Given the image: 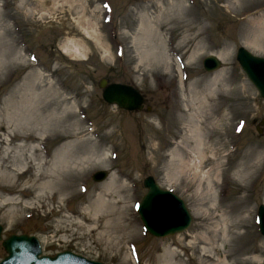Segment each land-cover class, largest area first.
Segmentation results:
<instances>
[{
  "label": "rangeland",
  "instance_id": "374dc122",
  "mask_svg": "<svg viewBox=\"0 0 264 264\" xmlns=\"http://www.w3.org/2000/svg\"><path fill=\"white\" fill-rule=\"evenodd\" d=\"M168 1L159 11L154 0H0L9 24L0 37V204L9 195L32 202L15 206L10 217L11 206H0L2 238L33 234L44 253L71 250L112 264H169L159 254L163 244L175 247V264L264 262L257 228V207L264 204V100L235 59L239 46L264 57V0H183L175 9ZM145 16L163 26L160 37L153 26L144 33ZM67 40L83 54H64ZM10 51L17 59L6 69ZM223 51L229 54L220 67L203 68L205 56ZM165 52L171 66L163 71ZM33 69L42 71L38 82ZM101 79L136 86L143 107L124 110L104 101ZM65 148L68 162L78 165L69 190L44 187L39 200L38 189L21 191L37 170L48 179ZM199 151L201 169H210L209 194L194 166L184 169ZM24 161L28 168L9 184L4 173L21 170ZM247 162L257 164L245 173ZM101 170L107 176L92 179ZM147 176L184 201L192 217L186 231L154 237L144 229L137 204ZM112 205L120 218L106 216ZM239 211L246 217L236 228ZM223 221L225 239L218 232ZM203 231L215 236L217 248L204 259L177 239ZM5 254L0 240V259Z\"/></svg>",
  "mask_w": 264,
  "mask_h": 264
},
{
  "label": "water",
  "instance_id": "95a60500",
  "mask_svg": "<svg viewBox=\"0 0 264 264\" xmlns=\"http://www.w3.org/2000/svg\"><path fill=\"white\" fill-rule=\"evenodd\" d=\"M236 60L264 100V57L254 55L240 46L236 52ZM203 65L205 70L213 71L220 67L221 61L218 56L211 54L204 58ZM99 86L102 87V98L110 104H116L119 108L126 110H139L143 107L144 98L138 88L120 83H107L106 79H101ZM260 124L264 126V118L261 119ZM258 132H261L259 128ZM106 176L107 172L101 170L93 174V179L101 181ZM154 181L152 176H147L142 182L146 192L138 205V214L145 228L149 234L156 237H165L184 231L192 220L184 201L174 192L161 188ZM257 208L258 228L264 235V204ZM154 216H157L163 227L153 228ZM1 230L2 226H0V240L2 239ZM1 244L6 255L0 260V264H108L89 260L68 250H63L54 256H40V244L34 235L11 234L2 239Z\"/></svg>",
  "mask_w": 264,
  "mask_h": 264
},
{
  "label": "bare ground",
  "instance_id": "6f19581e",
  "mask_svg": "<svg viewBox=\"0 0 264 264\" xmlns=\"http://www.w3.org/2000/svg\"><path fill=\"white\" fill-rule=\"evenodd\" d=\"M154 1H155V4L157 5L156 8L159 11H163L164 8H166L164 3H162L163 0H154ZM182 3H183V0H169L167 5L172 7L173 9H175L176 7L177 8H181ZM144 18H146V22H145V26L146 27H144V25L142 27L143 30H144V33H150L151 29H152L151 26H153V30L155 29L156 33H158V35L160 37V33L159 32H160V30L162 29L163 26H154L155 22L149 16H145ZM6 19H7V15H6V13L3 12V10H2V8L0 6V21H1V23H0V26H1L0 37H3V35H6L7 31H8L9 24H8V22H6ZM3 20L5 21V23H4ZM156 33H153L152 35L149 34L148 37H152ZM147 41H148V39H147ZM4 43L6 45L8 44L7 41H4ZM61 49H62V52L64 54L68 55L70 58H73V57H75L77 55H82L83 54V51H82L81 46L79 45V43L73 42L72 40H67L66 42H64L63 45L61 46ZM199 50H201V49L199 48ZM199 50L197 48L194 51V54L197 53ZM165 53L164 54L160 53V56H161L160 59H162V61H163V63H162L163 64V68H164L163 71H166L167 68H169L171 66V63L169 62L170 57H169V55H167V53L166 54ZM228 54H229L228 51H223L220 54H218L217 56L219 58H221V59H225L226 57H228ZM7 57H8V59H7L6 63H5V68L9 69V68L12 67L11 64L14 62V60L17 59V56H16V53L13 54L10 51V52L7 53ZM24 58H25V56H24ZM33 72L35 73V76L33 78L34 82L35 81L38 82L40 80V78H41L42 71L37 69V72H36V70L33 69ZM212 77L213 78L209 82L210 86H214L217 83V79H218L217 73H216V75H214ZM33 95H35V93H33ZM30 102H34L35 103L34 96L30 98L29 103ZM62 103H68V104H70L71 107H74V104L73 103H69L68 99H62ZM202 103H204V99H203ZM5 113L9 114L10 112L8 110L6 112V110H5ZM196 128L191 127V129H190L191 133L196 131L197 130ZM195 136L196 135H193L192 137L195 138L194 140H196L197 143H199L198 138H196ZM0 137H1V133H0ZM35 139H37V137H35ZM32 149L33 150L36 149V146L34 144L31 146V150ZM67 153H68V149L65 148L63 154L58 159V163L60 165H58V163H56V162H54L52 160V165L49 166L51 168L52 172H50L48 174V175H50V177H48V179L42 180L41 175H39V173L37 172L38 170L37 171L35 170L36 173L31 175L32 179L25 181V183L21 185V188H20V189H22L21 191H26V190H29L30 188L38 189V191L35 194V200H39V198L42 197V192H43L44 187H49L51 189L52 188H57L58 190L61 189V191L69 190L70 189V182H71V178H72L70 173L72 172L74 167H78V165H76L75 163L74 164H70L68 162V160L66 159L68 157V155H65ZM203 156H204L203 151H199L198 158L189 160V163H188L189 165L186 164V166H184V169H185V167L188 168V166H189V168L191 166H194L195 169L193 170V172L195 171L194 172L195 174H200V179L201 180L202 179L205 180V183L207 185V188L205 190H206V193L209 194L211 192H214V187L211 186L210 169H206V170L201 169V163H202ZM28 163H29V161H24L22 163L23 167L21 168V170L18 169V171H16V168H13V167L10 168V169L8 168V171H6L4 173L3 178L5 177L6 181L9 184H12L15 176H19L20 174H22L23 172L26 171L25 169L28 168V165H27ZM256 164H257V162H247L245 164V166L243 167V171H245V173H248L246 171H249V169L254 168V166H256ZM31 167L33 169L34 168L37 169V166H32L31 165ZM180 169H181V171L184 170V169L182 170V167ZM55 170L58 172L59 176L61 174L63 176L57 178ZM2 200L3 201L0 204L1 207L4 208L6 206H11V208H9V210L5 211V215H7L8 217H10L11 214L13 213V209H15V206L22 205V206H24L26 208V207H29V206L31 207V205H32V202H24V203H22L20 201V199L17 196H14V195L13 196L9 195V196L5 197ZM98 200H99V203H97L98 208L99 207L102 208L104 206V205H102L104 203V200L102 199V195L101 194L98 196ZM240 203L241 202L237 201L233 205L235 207V209H237V207L240 205ZM114 204H117V203H114ZM118 210L119 209L115 205H112L111 209L106 214V216H111L114 219H115V217L120 218L121 217V215H120L121 211H120V213H118ZM242 213L243 212H241V211H239V213H237L238 217H239L237 219L239 220V222H237L235 224L236 228L240 226L241 220H243L246 217V216H243ZM86 217H87L86 211H83V216L81 218H83V220H85ZM152 219H153V217H152ZM154 219L155 220H152L153 221V225L151 224L154 229H159V228L163 227V225L160 224V220L157 218V216H154ZM227 229H228V225L226 224L225 221H223L221 231H218L221 234L223 239H225L226 236H227V232H228ZM211 231L215 232V229H213V230L211 229ZM210 233L211 232H205V231L197 233L193 237H190L188 241H185L183 238L180 239L181 237H179V236H181V235L178 234L177 239H178V241L180 243L183 242L185 245H190L191 244L193 246L194 253H199L203 257V259L205 257L210 258L211 255L213 254V252H215L216 249H217L214 246L216 244V238H215V236L211 235ZM198 243H201V245L197 246ZM217 251H219V253H221L220 249H218ZM160 252L161 253H159V254H160L161 257H163L165 260L169 259V264L173 263V260L175 259V256L177 254L175 252V247H172L170 244H163L162 249H161ZM167 262H166V264H167ZM173 264H175V263H173ZM176 264H184V262L179 260ZM219 264H222V263H219Z\"/></svg>",
  "mask_w": 264,
  "mask_h": 264
}]
</instances>
